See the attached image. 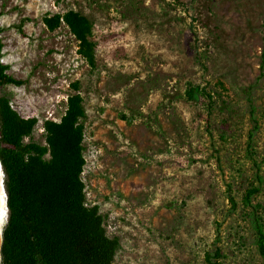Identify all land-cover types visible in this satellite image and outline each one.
Wrapping results in <instances>:
<instances>
[{
	"label": "rangeland",
	"instance_id": "rangeland-1",
	"mask_svg": "<svg viewBox=\"0 0 264 264\" xmlns=\"http://www.w3.org/2000/svg\"><path fill=\"white\" fill-rule=\"evenodd\" d=\"M69 11L91 22V63ZM0 28L22 82L0 96L36 119L33 141L82 99V179L114 264H262L244 196L264 223V0H0Z\"/></svg>",
	"mask_w": 264,
	"mask_h": 264
},
{
	"label": "trees",
	"instance_id": "trees-1",
	"mask_svg": "<svg viewBox=\"0 0 264 264\" xmlns=\"http://www.w3.org/2000/svg\"><path fill=\"white\" fill-rule=\"evenodd\" d=\"M63 21L91 63V22L74 11ZM21 25L16 28L23 35ZM261 56L264 63V48ZM1 58L0 39V87L20 86V80L6 73ZM84 117L81 97L68 95L60 119L44 121L45 145H40L32 140L36 119L22 117L8 98L0 96V165L7 207L0 264H114L120 242L107 235L97 207L87 204L82 179ZM256 193L249 189L244 201L252 209L255 244L264 264V223L259 206L251 203ZM214 259L206 254L205 264H217Z\"/></svg>",
	"mask_w": 264,
	"mask_h": 264
},
{
	"label": "bare ground",
	"instance_id": "bare-ground-1",
	"mask_svg": "<svg viewBox=\"0 0 264 264\" xmlns=\"http://www.w3.org/2000/svg\"><path fill=\"white\" fill-rule=\"evenodd\" d=\"M1 174H2V171L0 168V179H1ZM5 216H6L5 201H4L3 193H2L1 188H0V229H1V224H2Z\"/></svg>",
	"mask_w": 264,
	"mask_h": 264
},
{
	"label": "water",
	"instance_id": "water-1",
	"mask_svg": "<svg viewBox=\"0 0 264 264\" xmlns=\"http://www.w3.org/2000/svg\"><path fill=\"white\" fill-rule=\"evenodd\" d=\"M1 167V165H0ZM2 170V169H1ZM3 173V172H2ZM2 185H3V180H2ZM3 189H4V185H3ZM4 193H5V190H4ZM5 203H6V194H5ZM6 211H7V207H6ZM0 246H1V243H0Z\"/></svg>",
	"mask_w": 264,
	"mask_h": 264
}]
</instances>
